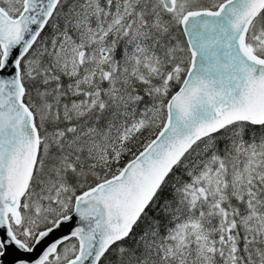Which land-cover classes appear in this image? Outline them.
Segmentation results:
<instances>
[{"label":"snow or ice","instance_id":"6c2138e0","mask_svg":"<svg viewBox=\"0 0 264 264\" xmlns=\"http://www.w3.org/2000/svg\"><path fill=\"white\" fill-rule=\"evenodd\" d=\"M0 264H264V0H0Z\"/></svg>","mask_w":264,"mask_h":264},{"label":"water","instance_id":"95a60500","mask_svg":"<svg viewBox=\"0 0 264 264\" xmlns=\"http://www.w3.org/2000/svg\"><path fill=\"white\" fill-rule=\"evenodd\" d=\"M56 235H57V236H58V235H61V233H57Z\"/></svg>","mask_w":264,"mask_h":264}]
</instances>
